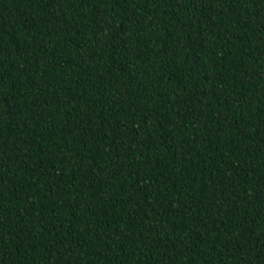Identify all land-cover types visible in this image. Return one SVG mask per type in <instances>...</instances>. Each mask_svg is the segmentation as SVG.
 Wrapping results in <instances>:
<instances>
[{
    "label": "trees",
    "instance_id": "16d2710c",
    "mask_svg": "<svg viewBox=\"0 0 264 264\" xmlns=\"http://www.w3.org/2000/svg\"><path fill=\"white\" fill-rule=\"evenodd\" d=\"M0 264H264V0H0Z\"/></svg>",
    "mask_w": 264,
    "mask_h": 264
}]
</instances>
